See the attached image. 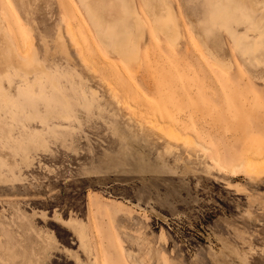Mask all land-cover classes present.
<instances>
[{
    "label": "rangeland",
    "instance_id": "rangeland-1",
    "mask_svg": "<svg viewBox=\"0 0 264 264\" xmlns=\"http://www.w3.org/2000/svg\"><path fill=\"white\" fill-rule=\"evenodd\" d=\"M241 160L264 0H0V264H264Z\"/></svg>",
    "mask_w": 264,
    "mask_h": 264
},
{
    "label": "bare ground",
    "instance_id": "bare-ground-1",
    "mask_svg": "<svg viewBox=\"0 0 264 264\" xmlns=\"http://www.w3.org/2000/svg\"><path fill=\"white\" fill-rule=\"evenodd\" d=\"M159 127L157 128L158 130H160V128H161V127L160 128ZM168 135L171 136L174 140L179 141V142H182L185 146H188V145L193 144V142L190 140V138L186 137L184 134H182L181 132H179L178 130H175L173 128L168 129ZM196 146L197 147H200L201 150H203V151H206L207 150L204 146H202L199 143H196ZM223 168H226V167H223ZM239 168H244V170H245L246 173H249L250 172V169H257L258 171L264 172V161L252 163L250 160H241L239 165H237V166H231L230 167L232 173L235 172V169H239Z\"/></svg>",
    "mask_w": 264,
    "mask_h": 264
},
{
    "label": "crops",
    "instance_id": "crops-1",
    "mask_svg": "<svg viewBox=\"0 0 264 264\" xmlns=\"http://www.w3.org/2000/svg\"><path fill=\"white\" fill-rule=\"evenodd\" d=\"M74 227L77 228V232H78L79 238H80V232L78 231L79 225H76ZM39 245L42 248V250L46 253L47 251H49V249H51L53 247L54 242L52 240H46V241H42L41 244H39ZM30 264H36V262L34 263V262L30 261Z\"/></svg>",
    "mask_w": 264,
    "mask_h": 264
}]
</instances>
